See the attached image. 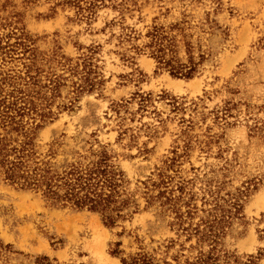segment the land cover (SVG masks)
I'll list each match as a JSON object with an SVG mask.
<instances>
[{
    "label": "rangeland",
    "instance_id": "374dc122",
    "mask_svg": "<svg viewBox=\"0 0 264 264\" xmlns=\"http://www.w3.org/2000/svg\"><path fill=\"white\" fill-rule=\"evenodd\" d=\"M154 26L176 36L184 62L187 49L204 55L194 77L159 67L147 47ZM0 39L25 41L44 78L64 76L39 149L62 164L108 145L139 207L109 227L98 212L54 205L0 176V240L10 245L0 264H122L116 249L176 264L166 247L175 232L147 207L144 182L161 171L189 182L199 205L204 196L241 203L226 248L264 264V0H99L91 18L67 0H0ZM91 54L100 83L76 95L72 68Z\"/></svg>",
    "mask_w": 264,
    "mask_h": 264
},
{
    "label": "trees",
    "instance_id": "16d2710c",
    "mask_svg": "<svg viewBox=\"0 0 264 264\" xmlns=\"http://www.w3.org/2000/svg\"><path fill=\"white\" fill-rule=\"evenodd\" d=\"M105 0H101L104 2ZM214 1V0H213ZM78 8V13L91 18L99 0H67ZM212 23L214 20L209 19ZM150 48L159 67L167 68L172 75L190 79L194 77L205 58L196 60L190 49L187 61L179 57L176 36L163 26H154L149 32ZM25 41L11 43L0 39V176L12 185L24 190H34L54 205L89 209L101 214L105 225L114 227L120 220L130 218L139 209L134 193H130L126 172L114 161L108 145L93 149L84 161H56V152L46 153L39 149L40 130L49 119H53V100L59 96L63 75L44 74L31 55ZM26 45V48H25ZM19 46L25 48L19 51ZM190 46V45H189ZM191 48V47H187ZM92 56H86L73 66L79 77L76 95L93 90L97 80ZM19 61L17 65L7 64ZM141 106L148 103V95H139ZM187 181L174 183V178L165 171L144 182L147 207L157 205L160 215L167 218V225L175 232L166 245L175 248L176 264H256L254 255L246 261L234 250L226 248L225 239L237 219H243L242 205L232 198H208L204 196L198 204L197 195L188 188ZM118 246L121 242L117 243ZM10 245L0 240V255ZM122 264H159L155 255L140 249L122 255ZM39 264H53L48 256L37 258ZM167 264H173L167 261Z\"/></svg>",
    "mask_w": 264,
    "mask_h": 264
}]
</instances>
